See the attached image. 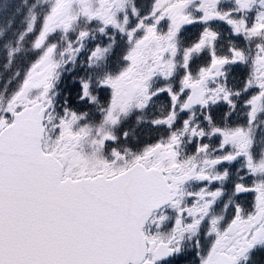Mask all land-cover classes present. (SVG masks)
Returning <instances> with one entry per match:
<instances>
[{"label":"snow or ice","instance_id":"snow-or-ice-1","mask_svg":"<svg viewBox=\"0 0 264 264\" xmlns=\"http://www.w3.org/2000/svg\"><path fill=\"white\" fill-rule=\"evenodd\" d=\"M0 264H264V0H0Z\"/></svg>","mask_w":264,"mask_h":264}]
</instances>
